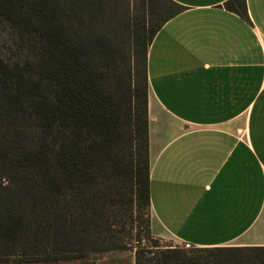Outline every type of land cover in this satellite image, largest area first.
Instances as JSON below:
<instances>
[{
  "label": "trees",
  "instance_id": "1",
  "mask_svg": "<svg viewBox=\"0 0 264 264\" xmlns=\"http://www.w3.org/2000/svg\"><path fill=\"white\" fill-rule=\"evenodd\" d=\"M81 1L92 2L0 0V23L37 52L34 60L0 53V186L7 198L32 205L30 211L19 204L0 213L4 254H14L17 243L33 254L48 245L62 254L90 247L91 239L74 230L75 221L93 226L102 218L97 206L108 196L110 180L113 196L149 214L147 50L183 6L169 0L155 32L136 27L129 53L99 30L72 28L73 21L84 23ZM226 5L248 17L246 0ZM133 54L145 62L138 79L131 75ZM144 237L152 244L142 245L138 236L135 264H264V245L202 247L213 255L161 245L150 218ZM109 240L94 242L106 250L120 248Z\"/></svg>",
  "mask_w": 264,
  "mask_h": 264
},
{
  "label": "crops",
  "instance_id": "2",
  "mask_svg": "<svg viewBox=\"0 0 264 264\" xmlns=\"http://www.w3.org/2000/svg\"><path fill=\"white\" fill-rule=\"evenodd\" d=\"M148 45L150 229L264 245V0H173ZM135 264V257L130 261Z\"/></svg>",
  "mask_w": 264,
  "mask_h": 264
},
{
  "label": "rangeland",
  "instance_id": "3",
  "mask_svg": "<svg viewBox=\"0 0 264 264\" xmlns=\"http://www.w3.org/2000/svg\"><path fill=\"white\" fill-rule=\"evenodd\" d=\"M84 5L85 16L82 24H74L72 28H80L85 26L86 31L99 30L103 34H108L112 40L123 50L133 53L134 45L132 41L133 30L138 27L143 31H153L158 27L162 17L168 10L169 0H98L94 2L81 1ZM28 44L18 37L15 31L6 23H0V53L5 57L12 59H22L30 57L34 60L36 51L31 52L27 48ZM131 75L133 79H138L145 62L141 56L133 54L131 59ZM120 71V66L116 68L114 75ZM118 77V76H117ZM133 148L137 149V140L135 139ZM108 184V183H107ZM110 186V187H109ZM115 181L110 180L108 184V196L101 200L97 209L101 214H96L100 218L97 223L85 225L79 219H76L74 230L80 231L84 237L91 239V246L81 250H74L67 253L53 252L51 245L46 247V252L38 254L31 252L21 246L19 243L15 246L14 254H4L5 246L0 247V264H130L134 253L139 245L138 236H141V244H152L144 237L145 223L150 218L151 210L147 214L146 210L137 208L136 206H125L115 195ZM8 193L0 186V213L5 212L6 208L19 204L27 211H30L32 205L29 203H20L16 197H8ZM29 204V205H28ZM105 208L102 209V206ZM79 211V210H77ZM107 238V243L116 241L120 248L106 250L103 249L101 243L94 242V239ZM49 241V240H45ZM161 245H179L171 238L160 239ZM104 243V242H103ZM32 245V244H31ZM94 247L92 248V246ZM35 246V245H34ZM35 249V248H34ZM103 249V250H102ZM191 251L195 249L202 250L199 253L203 255L212 254L213 252L203 250L202 247H189Z\"/></svg>",
  "mask_w": 264,
  "mask_h": 264
},
{
  "label": "built area",
  "instance_id": "4",
  "mask_svg": "<svg viewBox=\"0 0 264 264\" xmlns=\"http://www.w3.org/2000/svg\"><path fill=\"white\" fill-rule=\"evenodd\" d=\"M181 246L184 248L194 247V245L189 242H183L181 243Z\"/></svg>",
  "mask_w": 264,
  "mask_h": 264
}]
</instances>
